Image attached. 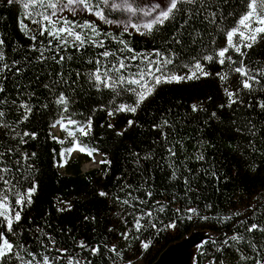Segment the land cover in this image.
Instances as JSON below:
<instances>
[{"label":"trees","instance_id":"obj_1","mask_svg":"<svg viewBox=\"0 0 264 264\" xmlns=\"http://www.w3.org/2000/svg\"><path fill=\"white\" fill-rule=\"evenodd\" d=\"M250 2L180 3L134 34L67 0H0V264H153L193 232L207 234L193 264H264V33L239 35ZM171 76L185 79L156 83ZM75 144L92 154L73 158ZM97 155L107 163L83 173Z\"/></svg>","mask_w":264,"mask_h":264},{"label":"snow or ice","instance_id":"obj_2","mask_svg":"<svg viewBox=\"0 0 264 264\" xmlns=\"http://www.w3.org/2000/svg\"><path fill=\"white\" fill-rule=\"evenodd\" d=\"M8 2L12 3V2H14V0H8ZM33 2H35V0H33ZM104 2L107 3V0H104ZM184 2L194 3L195 0H168L167 4L165 6H163V7L161 5H159V4H154L149 9L143 10L144 11V15L145 16H149L153 12H157V9H160L157 12V14L154 16V18L151 20V22L143 24V27L145 29H148L149 31H151L153 29L154 25H156V24L163 25L165 21H167V20H169L171 18V16L174 13V11H179L178 4L184 3ZM67 3H68V5L83 4L86 9L91 10V7L87 3V0H67ZM48 6L53 8V9L57 8V4L56 3H52V4L48 5ZM24 7L27 9L29 7V4L25 3ZM112 7L114 9H119L121 7H126L127 11H129V12H135L136 11V9H133L131 7V5H129L127 3V0H125V3L123 5L112 4ZM248 7H249V12L242 17V19L240 20L239 24L241 26H243V28L249 29L251 34L250 35H245L244 32H239V35H240L241 39L250 40V41H252L254 43L255 40H256L257 35L260 34V33H264V11H258L256 0H251V2L249 3ZM259 7H260V9H264V0H260V6ZM55 14H56L55 12L52 13V15H55ZM96 14L101 16V18H103V14L102 13L97 12ZM29 15H31V14L29 13ZM43 20L48 21L49 24L52 23L50 17L47 16V15H43ZM37 22H40V21L33 20V23H37ZM253 22L256 23L257 25H260V26L252 28L251 25H252ZM131 26L132 27H137V25H135V24H133ZM58 31L59 32L67 31L69 33V35L73 34V33H71L70 30H68L66 28H61ZM237 31L238 30H233V31H230L228 33V40H229L230 46H233V45H231L232 37H233L234 34H236ZM49 35H54V33L53 32H49ZM33 39H34V37H33ZM76 39L79 40L80 37L77 35ZM2 43L3 42L0 41V44H2ZM251 46H252L251 43H248V44L245 45V47H251ZM235 47H236V51L239 52L240 51L239 46H235ZM226 51H227V49H224V50L220 51L219 52V56L223 58L225 56V52ZM103 55L107 56V55H109V53L105 52ZM3 59H4L3 52L0 51V60H3ZM207 59L211 60L212 57L209 56V57H207ZM229 59H231V58L229 57ZM220 62L223 63L224 62L223 59ZM121 66H123V65H121ZM7 67H8L7 65H4V68H7ZM196 67H197L198 70L200 69V65L199 64H197ZM3 70H4L3 68H0V72H3ZM236 71L240 72L242 75H247V73L244 72L243 68H237ZM205 75H207V74L205 73ZM194 76H195V73H193L191 76H188L187 79H192V78H194ZM96 79L99 81L100 77L97 75ZM182 79H185V78L184 77H178V76H171V77H168V78L157 77L156 78V83L157 84H159L161 82H169L170 83V82H173V81L180 82V80H182ZM222 79H223V77H222ZM249 79H252V77H249ZM133 82L137 83V81H133ZM243 87L244 88H250L251 85L247 81H245L243 83ZM0 91H3L2 87H0ZM151 91H152V89L148 88L146 92H141L139 94L138 104H139L140 101H143L146 98L147 95L151 94ZM228 95H229L230 103H234L235 101L232 99L233 93L229 92ZM58 103H65V100H64L63 96L60 97ZM260 106L262 108H264V104H261ZM120 110L123 111V110H126V109L122 107ZM127 110L134 112L135 108H130V109H127ZM193 110L194 111L197 110L195 106H193ZM3 115H4V113L0 112V116H3ZM80 132L82 134H84V135L87 134L86 132H84L83 129H80ZM69 135H73V133L70 132ZM73 150H79L81 152H87L88 155L92 154L91 151L87 150L85 147L80 146L79 144H75L73 149H69L68 150L69 154ZM201 159H202V157H201ZM101 163H107V161H101ZM33 191H34V189H33ZM101 195H105V193H101ZM19 202L20 201H18V203ZM29 202H30V200H29ZM124 203H128V201H124ZM189 211L190 212H194L195 210L194 209H189ZM148 215H151V213H148ZM15 219L17 221L20 219L19 213L16 214ZM169 227H175V225L172 224V225H169ZM256 227H257L256 225H252V227L249 229V231H252ZM135 228L137 229V231H139V229L141 228L139 220H137V222L135 224ZM9 229H11V220H9ZM124 235H125V238L127 239V234H124ZM233 239H236V237H233ZM81 247H84L83 243L81 244ZM143 247L145 249H147L148 248V244L145 243L143 245ZM11 248H12V245L10 243H8L7 240H5L4 243H3V248H0V256H3L5 254L4 253V249L11 250ZM111 250L115 251L114 248L111 249ZM96 251H97L96 249H93L94 253ZM43 264H49V260H48L47 257H45V259L43 261ZM69 264H71V261L69 262Z\"/></svg>","mask_w":264,"mask_h":264},{"label":"rangeland","instance_id":"obj_3","mask_svg":"<svg viewBox=\"0 0 264 264\" xmlns=\"http://www.w3.org/2000/svg\"><path fill=\"white\" fill-rule=\"evenodd\" d=\"M167 2L168 0H127V3L131 5L133 9H136L135 12H129L127 11L126 7H121L119 9H114L112 7V4L123 5L125 3V0H107V3L103 2L104 10L100 12L103 14V18H101V16L97 15L96 13L92 14V12L86 9L83 4H75V6L69 9V12L75 15L92 16L95 19L103 22L106 26L113 28V29L114 28L121 29L126 32L134 33V34H144V33H147L149 30L145 29L143 27V24L150 23L151 20L154 18V16L157 14V12L160 9H157V12H153L149 16H145L143 10L149 9L154 4H159L163 7L167 4ZM60 15L63 16L64 13ZM133 24L137 25V27H132L131 25ZM58 128L59 126H55L54 131L57 132ZM80 155H81V151L79 150H74L72 153L73 158H77ZM97 158H99V155L94 157V159H97ZM97 167H98V163H92V161H90V162H86L82 164L81 171L85 173L90 170L97 169ZM59 170L61 173H65L64 166L59 168ZM192 234H197V233H192ZM201 235L202 234H200V236ZM190 236L192 237L193 235H190ZM197 245L198 244L196 243L190 249L193 257H194ZM193 257H192V261L190 262L191 264H193Z\"/></svg>","mask_w":264,"mask_h":264},{"label":"water","instance_id":"obj_4","mask_svg":"<svg viewBox=\"0 0 264 264\" xmlns=\"http://www.w3.org/2000/svg\"><path fill=\"white\" fill-rule=\"evenodd\" d=\"M92 163H101V156L99 158L92 159ZM97 167V168H98ZM197 234H189L182 241L168 246L155 260L153 264H184L183 257L196 243L200 245L207 237L205 232H193ZM200 234H202L200 236ZM190 235H193L192 237ZM190 236V237H189ZM197 245V246H198Z\"/></svg>","mask_w":264,"mask_h":264},{"label":"bare ground","instance_id":"obj_5","mask_svg":"<svg viewBox=\"0 0 264 264\" xmlns=\"http://www.w3.org/2000/svg\"><path fill=\"white\" fill-rule=\"evenodd\" d=\"M192 252H191V250L188 252V253H186L185 255H184V257H183V261H184V264H191L190 262L192 261Z\"/></svg>","mask_w":264,"mask_h":264}]
</instances>
